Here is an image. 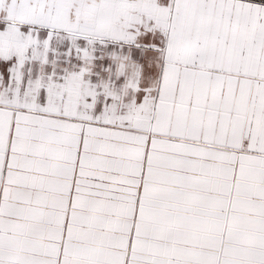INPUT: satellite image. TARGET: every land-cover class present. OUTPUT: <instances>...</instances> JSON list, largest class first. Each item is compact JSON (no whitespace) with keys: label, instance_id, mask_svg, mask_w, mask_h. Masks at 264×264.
<instances>
[{"label":"snow or ice","instance_id":"snow-or-ice-1","mask_svg":"<svg viewBox=\"0 0 264 264\" xmlns=\"http://www.w3.org/2000/svg\"><path fill=\"white\" fill-rule=\"evenodd\" d=\"M0 264H264V0H0Z\"/></svg>","mask_w":264,"mask_h":264}]
</instances>
